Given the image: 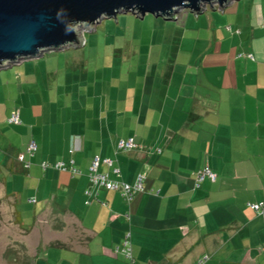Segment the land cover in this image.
<instances>
[{
    "label": "crops",
    "instance_id": "obj_1",
    "mask_svg": "<svg viewBox=\"0 0 264 264\" xmlns=\"http://www.w3.org/2000/svg\"><path fill=\"white\" fill-rule=\"evenodd\" d=\"M210 10L165 29L159 44L168 46V65H156L141 92L101 91L97 104L93 93L92 104L89 96L55 93L49 108L22 96L19 138L6 137L11 157L0 163L15 202L27 193V203L41 205L33 227L44 228L48 243L33 264H197L204 255L201 264H264V215L249 207L264 198V0ZM37 58L15 63L18 72ZM11 109L3 106V120ZM72 135L80 149L71 155ZM127 138L139 147L120 151ZM30 140L31 159L23 154ZM94 156L110 180L132 185L143 174L142 190L127 202L119 190L91 183ZM70 159L79 173L40 167ZM204 165L216 179L195 188ZM128 232L133 259L115 251Z\"/></svg>",
    "mask_w": 264,
    "mask_h": 264
},
{
    "label": "rangeland",
    "instance_id": "obj_2",
    "mask_svg": "<svg viewBox=\"0 0 264 264\" xmlns=\"http://www.w3.org/2000/svg\"><path fill=\"white\" fill-rule=\"evenodd\" d=\"M205 12L211 13L210 8L207 7ZM186 13H189L188 9H180L173 17L175 20L148 13L143 18L132 13H120L115 18H103L93 28L86 24L76 25L80 42L84 41L82 45L45 51L43 55L33 57H38L34 59L36 61L25 60L20 73L19 63L13 65L16 70L13 67L0 70L4 110L12 107L21 109L25 95L31 96L33 105L49 108L55 103V93L89 96L90 102L93 93L97 104L101 91L122 94L141 92L156 65H168V46L159 44L162 39L165 40V29L171 25L173 28L179 26L176 22L182 23ZM189 14L195 17L203 15ZM204 28L202 25L201 29ZM101 78L103 80L98 81ZM95 79L97 81L93 83ZM149 90L150 85H147L146 91ZM3 106H0V161L4 157H11V153L6 152V137L12 141L19 138L14 136L17 126L3 120ZM7 169L6 164L0 163V264H33V259L40 255L41 249L48 243L44 228L33 227L34 212L40 213L41 205L27 203V193L21 202L17 200L15 203L11 195V174ZM15 209L20 214L22 224L16 221Z\"/></svg>",
    "mask_w": 264,
    "mask_h": 264
},
{
    "label": "water",
    "instance_id": "obj_3",
    "mask_svg": "<svg viewBox=\"0 0 264 264\" xmlns=\"http://www.w3.org/2000/svg\"><path fill=\"white\" fill-rule=\"evenodd\" d=\"M231 1L0 0V69L41 56L45 51L82 45L84 41L80 42L76 25L93 28L103 18H115L120 13L141 18L148 13L170 20L180 9L196 15L207 7L223 11Z\"/></svg>",
    "mask_w": 264,
    "mask_h": 264
},
{
    "label": "built area",
    "instance_id": "obj_4",
    "mask_svg": "<svg viewBox=\"0 0 264 264\" xmlns=\"http://www.w3.org/2000/svg\"><path fill=\"white\" fill-rule=\"evenodd\" d=\"M251 56V54H249ZM10 123H19V111H13L11 113V116L9 118ZM139 147V145L132 139V138H127L120 140L118 143V148L124 151H129L132 148ZM37 145L34 140H30L27 144L26 151L29 154H33V152L36 150ZM80 149L79 145V136L78 135H72L70 137V147H69V153L72 155L76 151ZM101 159L99 156H94L91 159L90 165L88 167V177L89 181L93 183L94 185L98 186L99 188H104L106 190H119L120 194L126 200L127 202L131 200L133 195L142 190V180H143V174H138L134 183L132 185L128 184H123L114 180H110L108 178L107 173H101L98 171V167L100 164ZM105 164L108 166L112 165V160L110 158H104L102 160ZM53 166L55 169L59 171H69L73 174L79 173L80 171L74 166L73 160L70 159L67 163L63 161H57L54 162L53 164H49L47 162L41 163V167L43 169ZM26 167L29 166L28 162L25 164ZM113 172L117 173L118 170L117 168H113ZM205 177H208L210 180L214 181L215 180V173L210 169L208 165H204L202 168L198 169L195 173V185L198 186L199 182L202 181ZM86 194H90V192L86 191ZM30 202H34V199H29ZM249 207L254 210L255 212L259 214L264 215V198L258 202L251 203L249 204ZM128 234L125 235L121 247H116L115 251H120L126 258L130 259L131 258V250L129 247V240H128ZM264 250V247H262ZM207 255L202 256L197 264L203 263L207 259Z\"/></svg>",
    "mask_w": 264,
    "mask_h": 264
},
{
    "label": "trees",
    "instance_id": "obj_5",
    "mask_svg": "<svg viewBox=\"0 0 264 264\" xmlns=\"http://www.w3.org/2000/svg\"><path fill=\"white\" fill-rule=\"evenodd\" d=\"M207 9V8H206ZM214 10H217L216 8L214 9ZM144 17H145V15H144ZM16 110H18L17 108L16 109H13L10 113H9V115H8V117H7V122L9 123V124H13V125H18L19 123H20V121H19V123H10L9 122V118H10V116H11V113L13 112V111H16ZM19 111V110H18ZM28 144V143H27ZM27 144H26V148H27ZM26 148H25V152L23 153L24 154V156L26 155L27 157H29L30 159L33 157V156H35V154H36V150H37V148H36V150L33 152V154L31 155V154H29L27 151H26ZM136 148H138V147H136ZM136 148H132V149H136ZM131 149V150H132ZM120 151H124V150H121V149H119ZM130 151V150H129ZM23 154H19L18 156V158L19 159H21L22 160V162H23V166L25 167V168H29L30 167V165H31V162L29 161V158H27L26 160L24 159V157H23ZM28 162V164H29V166L28 167H26L25 166V164ZM43 162H47V161H42V162H40V167H41V163H43ZM47 163H49V164H53V163H51V162H47ZM112 167V165L109 167V168H111ZM41 169L42 170H46V169H55L52 165L51 166H49V167H47V168H45V169H43L42 167H41ZM55 170H57V169H55ZM112 170H113V168H112ZM113 172V171H112ZM196 173V172H195ZM216 175V174H215ZM109 178V177H108ZM205 179H208V180H210L208 177H205L202 181H200L199 182V185L198 186H196L195 185V183H196V181H195V175H194V187L195 188H199L200 186H201V184L203 183V181L205 180ZM215 179H216V177H215ZM210 181H212V180H210ZM215 181V180H214ZM122 196V195H121ZM16 203V202H15ZM15 214H16V217H17V222H20L21 223V218H20V214H19V212L15 209ZM261 215H263V214H261ZM22 224V223H21ZM128 234V240H129V247H130V250H131V258L130 259H133V255H132V246H131V241H130V233L128 232L127 233ZM124 239V238H123ZM123 242V241H122ZM122 245V244H121ZM121 245L119 246V247H121ZM118 247V246H117ZM262 247L263 246H261L260 248V250H262ZM116 249V248H115ZM264 251V250H263ZM118 253H120V254H122L120 251H118ZM123 255V254H122ZM124 256V255H123ZM125 257V256H124ZM126 258V257H125ZM33 261H34V259H33Z\"/></svg>",
    "mask_w": 264,
    "mask_h": 264
}]
</instances>
